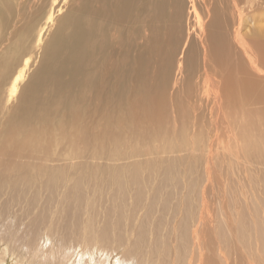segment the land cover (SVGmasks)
Segmentation results:
<instances>
[{
	"label": "bare ground",
	"instance_id": "bare-ground-1",
	"mask_svg": "<svg viewBox=\"0 0 264 264\" xmlns=\"http://www.w3.org/2000/svg\"><path fill=\"white\" fill-rule=\"evenodd\" d=\"M195 3L83 0L67 17L41 128L26 108L0 118V186L23 190L0 204V264H264V41L243 33L264 0H200L204 18ZM27 151L51 165L11 178L30 174Z\"/></svg>",
	"mask_w": 264,
	"mask_h": 264
},
{
	"label": "rangeland",
	"instance_id": "rangeland-1",
	"mask_svg": "<svg viewBox=\"0 0 264 264\" xmlns=\"http://www.w3.org/2000/svg\"><path fill=\"white\" fill-rule=\"evenodd\" d=\"M83 0H0V118L3 120L8 119L11 115L15 114L17 107L20 109L26 108V115L35 120L34 126L41 128L43 124V111L49 105V103L43 102V95L46 90H50L52 86L53 73L47 71L43 67L46 57L49 53V47L54 41L55 37L59 34L67 35L70 31L67 17L72 14H76V9L80 6ZM196 10L200 17H203V13L200 6V0H196ZM264 7V6H263ZM260 10V11H259ZM252 10V14L249 15L243 26L244 36H250V42L253 41L257 46L258 43L264 41V8ZM50 12H53V16L49 19ZM195 18L192 15V19ZM204 18V17H203ZM183 35L186 37L187 31H190L191 37H195V33L192 27L194 21L188 25L185 20L184 25V14H183ZM197 19V17H196ZM185 26V27H184ZM197 29V25H194ZM42 32V34H41ZM185 33V34H184ZM41 34V40L39 41V35ZM246 36V38H248ZM259 36V37H258ZM262 41H261V40ZM184 41V40H183ZM184 45V42L183 44ZM187 48V47H186ZM180 54L177 56V58ZM29 59L28 65L25 67L26 60ZM25 67V74L23 79L19 82V87L15 93H11L9 87L16 73ZM184 69V68H183ZM176 72V65L169 75L167 82L174 80ZM43 77V79H40ZM158 80V78H157ZM146 81L145 78H140L138 83L142 84ZM130 82L134 83L135 80L130 78ZM180 86L184 87V70L183 75L179 83ZM180 88V87H179ZM179 88H176L179 90ZM57 93L55 99L58 98ZM69 94V93H65ZM146 103L145 98L138 100V110L142 111ZM180 103L175 104V108ZM263 104L256 105V108L262 107ZM70 110L69 102H64L62 108L59 110L57 116H52L54 121H58L64 114ZM194 114V112L192 111ZM176 115L179 119L183 115V108L176 111ZM170 116V114H169ZM13 121L12 124H15ZM68 125H72V119L66 121ZM88 125V124H87ZM86 125V126H87ZM9 130H11L8 127ZM7 132L6 128L0 130V136L5 135ZM43 139L48 141L49 147L58 149L61 147L58 136H49L44 133ZM1 160V159H0ZM24 163L30 166V174L26 176H20L21 174L13 173L11 178H25L28 176L41 173L40 167L51 165L49 162L44 160L42 157L33 155L30 151H27L26 155L21 159ZM17 163V162H14ZM55 164V162H53ZM39 167V169H38ZM0 186V204L8 205L13 200L23 199L19 195L23 193L21 188H14L12 192L9 191V185ZM21 204V203H20ZM29 204L22 205L21 207H27ZM38 207L37 213L43 216L41 205ZM14 209V206L12 207ZM217 211V209H216ZM5 211L0 210V234L6 235L9 238V234L5 228ZM16 223L18 219L14 217ZM20 235H23L21 233ZM206 240L208 238L206 237ZM215 251H222L228 253L226 240L221 235H216L213 239ZM187 252L184 248V253ZM194 264H198L195 261ZM249 264V263H248ZM254 264H262L256 260Z\"/></svg>",
	"mask_w": 264,
	"mask_h": 264
}]
</instances>
